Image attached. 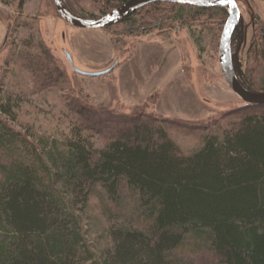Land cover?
Returning a JSON list of instances; mask_svg holds the SVG:
<instances>
[{
	"label": "trees",
	"instance_id": "trees-1",
	"mask_svg": "<svg viewBox=\"0 0 264 264\" xmlns=\"http://www.w3.org/2000/svg\"><path fill=\"white\" fill-rule=\"evenodd\" d=\"M97 1L105 14L127 0ZM228 14L225 5L156 1L116 24L128 22L126 33L195 30L210 19L222 28ZM20 19L4 62L15 83L4 90L0 78V264H264V104L242 99L234 119L203 126L186 151L171 129L199 127L96 103L46 43L38 18ZM39 92L61 103L68 135L18 123L15 97ZM95 205L109 221L100 252L89 240Z\"/></svg>",
	"mask_w": 264,
	"mask_h": 264
},
{
	"label": "rangeland",
	"instance_id": "rangeland-1",
	"mask_svg": "<svg viewBox=\"0 0 264 264\" xmlns=\"http://www.w3.org/2000/svg\"><path fill=\"white\" fill-rule=\"evenodd\" d=\"M65 1L86 15H103L97 0ZM237 2L240 19L232 36L233 62L242 81L264 90V32L260 31V23L264 24V0ZM16 15L18 20L38 18L37 28L46 43L68 74L75 77L74 83L96 103L125 111L142 107L199 127L171 129L186 151L197 147L203 126L217 130L237 116L234 110L242 98L227 83L218 55L226 21L221 29L207 18L209 23L200 24L195 30L186 26L156 27L146 33H126L119 30L126 28L128 22L112 25L109 30L74 26L60 16L54 0H25L20 9L16 3L0 0V78L4 76V90L15 83L12 64L6 66L4 62L12 51V41L22 35L23 29L14 27ZM65 51L84 70L98 71L115 61L117 64L107 74L75 75ZM15 98L18 123L22 126H32L48 136L63 137L70 133L56 97L39 92ZM95 141L98 145L102 142L97 137ZM89 216V240L100 252L109 243L105 232L109 221L96 205L91 207ZM196 256L201 261L211 260L205 253L198 252Z\"/></svg>",
	"mask_w": 264,
	"mask_h": 264
},
{
	"label": "water",
	"instance_id": "water-1",
	"mask_svg": "<svg viewBox=\"0 0 264 264\" xmlns=\"http://www.w3.org/2000/svg\"><path fill=\"white\" fill-rule=\"evenodd\" d=\"M156 1L186 3L198 6H228L229 15L221 34L218 52L224 77L230 88L236 92L245 102L264 104V91H256L247 88L240 79L233 62L232 36L234 27L240 19V8L237 0H127L111 11L103 15L93 17L83 16L74 12L67 5L65 0H54L57 11L62 18L74 26L83 28H103L114 25L138 8ZM65 52L74 71L83 75L98 76L107 74L112 71L117 64V61H115L113 64L103 70L88 71L78 67L75 64L72 55L68 51Z\"/></svg>",
	"mask_w": 264,
	"mask_h": 264
},
{
	"label": "flooded vegetation",
	"instance_id": "flooded-vegetation-1",
	"mask_svg": "<svg viewBox=\"0 0 264 264\" xmlns=\"http://www.w3.org/2000/svg\"><path fill=\"white\" fill-rule=\"evenodd\" d=\"M259 17H260V16H259ZM260 31H261V33L264 32V24H263V23H260Z\"/></svg>",
	"mask_w": 264,
	"mask_h": 264
}]
</instances>
